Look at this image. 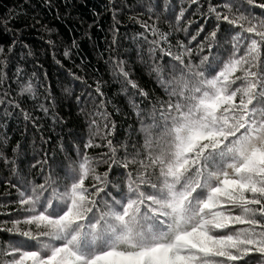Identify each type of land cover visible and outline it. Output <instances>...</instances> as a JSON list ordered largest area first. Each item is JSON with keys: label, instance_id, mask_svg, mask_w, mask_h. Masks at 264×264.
<instances>
[{"label": "snow or ice", "instance_id": "6c2138e0", "mask_svg": "<svg viewBox=\"0 0 264 264\" xmlns=\"http://www.w3.org/2000/svg\"><path fill=\"white\" fill-rule=\"evenodd\" d=\"M191 3L203 7L200 0ZM255 6L264 9V3ZM233 7L234 0L209 2L202 15L214 17L215 27L196 50L177 40L175 55L170 33L141 25L153 37L143 36L149 57L159 52L175 63L167 77L153 67L166 99L153 105L142 129L144 154L136 151L120 162L126 170L136 166L124 174L123 190L113 185L117 195L106 191L117 163L111 140L107 172L97 173L93 158L81 153L62 187L46 180L19 192L18 211L27 215L7 231L23 239L0 249V264H264V16L238 6L233 13ZM183 17L181 9L176 20ZM221 21L239 29L223 51ZM113 63L128 86L148 96L122 61ZM2 69L0 63V81ZM96 92L103 96L99 86ZM24 93L35 94L30 80ZM90 147L91 140L85 144Z\"/></svg>", "mask_w": 264, "mask_h": 264}, {"label": "trees", "instance_id": "16d2710c", "mask_svg": "<svg viewBox=\"0 0 264 264\" xmlns=\"http://www.w3.org/2000/svg\"><path fill=\"white\" fill-rule=\"evenodd\" d=\"M209 2L233 0H200L203 7L199 8L191 0H0V63L5 73L0 81V100L4 101L0 103V228L5 229L0 231V249L23 239L7 231L13 220L27 215L18 211L19 192L46 180L62 187L81 153L93 158L97 173L107 172L112 155L108 140L117 149V163L108 173L106 191L117 195L113 185L123 190L124 174L136 166L126 170L120 162L136 151L144 154L142 129L151 122L153 105L166 99L153 67L159 65L167 77L175 63L159 52L149 57L143 36L153 37L141 25L170 33L174 55L179 50L177 40L196 50L217 23L214 17L202 15ZM260 3L264 0H255L253 5L234 0L233 13L238 6L245 14L264 16V9L255 6ZM181 9L184 17L177 21ZM219 23L217 41L223 51L231 47L227 43L230 33L239 29ZM201 26L204 30L197 35ZM192 36L196 39L191 40ZM216 51L214 47L213 54ZM198 59L194 51L193 61ZM114 61L123 62L129 78L147 97L128 86L117 74ZM29 80L35 94H21ZM97 86L103 96L96 92ZM97 112L105 113L107 119ZM152 130L155 138L158 129ZM89 140L93 147L85 148ZM28 227L34 228L20 225Z\"/></svg>", "mask_w": 264, "mask_h": 264}, {"label": "rangeland", "instance_id": "374dc122", "mask_svg": "<svg viewBox=\"0 0 264 264\" xmlns=\"http://www.w3.org/2000/svg\"><path fill=\"white\" fill-rule=\"evenodd\" d=\"M150 131H151V133L153 134V130L151 129Z\"/></svg>", "mask_w": 264, "mask_h": 264}]
</instances>
